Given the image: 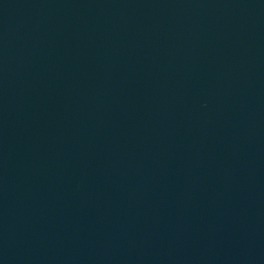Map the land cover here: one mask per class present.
I'll return each instance as SVG.
<instances>
[{
  "label": "water",
  "instance_id": "water-1",
  "mask_svg": "<svg viewBox=\"0 0 264 264\" xmlns=\"http://www.w3.org/2000/svg\"><path fill=\"white\" fill-rule=\"evenodd\" d=\"M0 264H264V0H0Z\"/></svg>",
  "mask_w": 264,
  "mask_h": 264
}]
</instances>
